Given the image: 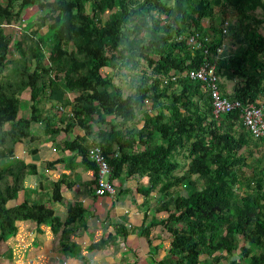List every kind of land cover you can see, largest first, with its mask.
Returning a JSON list of instances; mask_svg holds the SVG:
<instances>
[{
	"label": "trees",
	"instance_id": "16d2710c",
	"mask_svg": "<svg viewBox=\"0 0 264 264\" xmlns=\"http://www.w3.org/2000/svg\"><path fill=\"white\" fill-rule=\"evenodd\" d=\"M32 1L35 0H6L5 6L0 5V70L7 55L10 52L11 55L18 52L22 35L26 32L32 15L24 20L22 29L14 38L12 32H8L7 27L2 24L21 20L30 6L28 3ZM186 1L174 0L173 7H170L161 0H98L97 7L94 8L104 10L116 7L117 12L112 13L102 25L96 26L91 25L88 15L82 13L80 0H55L54 9L57 10V15L54 21L45 24L44 33L45 38L52 40L55 47L48 65H42L40 56L37 58L38 56L31 55L32 58H37V68L29 73L24 71L17 86L13 85L9 76L0 80V240L14 235L16 220L31 219L36 225L45 223L50 226L52 232H57L61 224L54 210L41 202L23 199L18 204L7 205L9 200H14L17 193L24 189L23 177L36 173L34 163L10 158L13 156L14 144L28 135L30 121L43 120L38 117L40 115L37 114L39 112L36 107L38 95L43 89L49 90L47 98L62 106L68 104L71 112L68 121L74 120L87 132L90 131L94 120L105 124L107 116H117L123 123L129 122L134 118V109L139 108L144 99L157 102L156 100L164 97L168 101H161L157 108L151 105L155 113L143 115L142 128L147 131L145 134L141 129L136 131L132 127L125 130L115 128V123L109 124L108 128H100L96 133L95 144H98L104 153L116 151V155L108 158L110 177L118 176L122 171L127 175H146L149 185L138 189L142 194L154 190L160 182L158 192L165 193L173 184L182 185L186 191L185 195L179 194L172 200L173 211H168L162 219L148 221L144 225L142 223L137 233L145 235L149 228L156 224L163 226L170 233L168 257L173 255L176 258L169 261L166 257L164 260L168 261L163 260L159 264H198L197 256L200 253L211 255L220 247L232 250L238 248V256L245 258V264H264V179L256 180L253 191L236 197L225 169L239 161L235 153L241 146V139L227 131L217 132L215 129H209V126L203 123L208 114L213 119L234 118L242 123L239 113L231 111L214 117L210 111L209 95L203 90V83L181 75L183 71L197 67L206 57L214 63L216 76L220 66L231 68V75L237 76L242 74L239 66L245 61V57L251 58L253 52L245 50L241 56H230L227 59L223 58L222 51L216 54V47L220 43L213 41L201 26V19L210 12L211 3L199 0L196 5L187 8ZM226 2L236 9H254L260 6L264 11V0ZM153 11H157L159 15L163 14L164 18L156 17L152 14ZM135 16H147L150 18L149 23L142 22L140 25L123 28V25L130 23ZM190 26L201 37L208 38L207 42H203L208 53L203 52L204 47H190L177 38L179 34L188 32ZM142 33H148L149 37H143ZM225 33H221L219 29L220 36ZM130 34L134 35L129 37ZM256 36L259 49H263L264 37ZM60 39H72L76 53L65 55L60 48ZM104 44L117 46L120 53H127V60L131 61L132 67H135L139 58H144L150 64V74L141 77L136 85L135 95L122 96L120 87L113 85L99 72L101 67L116 61V57H103ZM113 49L116 51V47ZM22 62L21 66L13 64L11 74L15 71L18 73L19 69L25 67L27 61L22 58ZM60 73L61 80L58 78ZM170 74H176V77L171 79ZM263 77L264 70L250 75L232 95L221 93L228 98L255 102ZM25 88L29 89V115L17 117V112L22 106L18 95ZM66 92H75L76 95L69 101L63 96ZM204 100L208 104L206 108L200 103ZM166 116L167 119H164ZM6 122L9 123L8 128H3ZM44 125L45 130H48L49 127ZM67 125L70 124L66 123V127ZM208 130L214 138V152L209 143L198 135L199 132L205 133ZM152 132H156L162 142L150 144L148 138ZM188 142V152L192 159L181 175H174L172 172L178 167V163L172 159V153ZM63 145L65 148L75 149L81 156L82 163L94 169L93 162L87 157L89 145L81 144L76 139L65 140ZM136 145H139V149L135 148ZM192 174L203 179L202 187H194ZM61 182L60 179L53 182L51 201H61ZM157 210L165 209L162 207L153 211ZM84 214L86 210L76 202L69 204L61 235L67 232L65 226L70 223L78 222L84 226L81 220ZM113 228L114 234L107 233L88 244L84 250L101 249L115 235L126 236L127 231L123 225L116 224ZM237 235L242 236L243 244L239 245ZM59 248L65 255L71 256L80 250L77 244L69 243L62 237L59 240ZM151 248L150 246L149 249Z\"/></svg>",
	"mask_w": 264,
	"mask_h": 264
},
{
	"label": "crops",
	"instance_id": "0c3cea01",
	"mask_svg": "<svg viewBox=\"0 0 264 264\" xmlns=\"http://www.w3.org/2000/svg\"><path fill=\"white\" fill-rule=\"evenodd\" d=\"M25 89L29 95V89ZM24 90L18 97L30 104L29 97L21 95ZM74 93L66 92L63 96L71 101L76 95ZM40 98L41 93L38 95L36 107L39 112L37 114L40 115L38 117L43 120L30 121L28 135L14 144L13 156L10 158L34 163L36 173L23 177L24 189L17 193L14 200H9L7 205L18 204L23 199L41 202L54 210L61 224L57 232H52L48 224L36 225L31 219L16 220L14 235L0 240V247L6 248L10 254L0 255V264H159L168 257L170 233L159 224L151 226L145 235L137 233L142 223L144 225L148 221L166 216L159 214L162 211L151 210L157 202L155 190L147 194H142L138 190L149 185L148 177L139 174L127 175L122 171L118 176L110 177L118 189L116 195H94L93 169L82 163L81 156L75 149H68L63 145L65 140L76 139L77 142L88 146L94 140L90 134L93 131L87 132L72 119L68 121L71 115L68 104L62 106L50 98L45 100ZM152 112L155 113L154 109L150 108L148 113ZM24 113V110L19 109L17 117L24 116ZM59 116H63V119H58ZM66 123L70 125L66 127ZM44 124L50 130H45ZM93 125L92 122L90 130L96 129ZM115 128H119V125ZM49 162L52 163L48 164ZM58 179L62 181L59 187L62 199L51 201V188L53 182ZM74 202L86 210L81 219L84 226L78 222L70 223L65 226L67 232L62 236L61 229L64 227L67 207ZM116 224L125 227L127 231L125 237L115 235L101 249L84 250L88 244L107 233L114 234L113 227ZM61 237L69 243L77 244L80 250L72 256L65 255L59 248ZM241 244L243 241L240 240L239 245ZM175 258L170 255L168 260L173 261ZM197 260L198 264H245L238 256V248L232 250L220 247L211 255L200 253Z\"/></svg>",
	"mask_w": 264,
	"mask_h": 264
},
{
	"label": "rangeland",
	"instance_id": "374dc122",
	"mask_svg": "<svg viewBox=\"0 0 264 264\" xmlns=\"http://www.w3.org/2000/svg\"><path fill=\"white\" fill-rule=\"evenodd\" d=\"M97 1L98 0H80L83 6L82 13L88 15L91 25L100 26L110 18L112 13L117 12V8H107L104 10L94 8L97 7ZM161 1L170 7H173L174 5V0ZM198 1L199 0H187L185 7L191 8L196 5ZM207 1L211 3V9L210 12L201 19V26L206 32H208L209 37L213 41L220 43L223 58L227 59L230 56L239 57L245 50L253 52V56L251 58L245 57V61L239 66V69L242 70V74L240 75L232 76L231 68H226V66L218 67L220 90L225 95H232L236 91L235 89L242 85L250 75L264 70V48L259 49V40L256 36L260 35L264 37V11L260 6H256L254 9H248L246 7L236 9L228 4L226 0H217V2L214 0ZM54 2L55 0H35L28 3L30 6L25 11V16L27 18L32 15L31 21L29 20L27 30L24 35H22L23 39L19 43L18 52L13 55H11L10 52L4 60V66H2L0 70V80L9 76L13 81V85L17 86L23 78L24 71L29 73V71L37 68L36 59L39 58V56L42 65H48L49 59L52 56V51L55 47H53L52 40L45 38L44 33L46 31L45 24L54 21L57 15V10L54 9ZM0 5L5 6L6 0H0ZM152 14L156 15V17L164 18V15H159L157 11H153ZM149 20L150 18L147 16H135L130 23L124 24L123 28H126L127 26L131 27L132 25H140L142 22L148 24ZM23 25L24 21L19 25L20 30ZM223 25H225L226 33L220 36L219 29H221ZM6 30L12 32L11 27H7ZM138 34L139 32L136 34L137 37ZM133 35L134 34H130L129 37H132ZM59 43L60 48L65 55H68L70 52L76 53L72 39H60ZM9 47L11 50V45ZM113 47H116V51ZM103 49L104 58L109 59L116 57V61L113 63L110 62L101 67L99 72L104 75L105 78H108L113 85L120 87L122 96L135 95L136 85L139 83L141 77L150 74V64L145 61L144 58H139L137 59L135 67H132L131 61L127 60V53H120L117 46L104 44ZM31 55H36V57H38L32 58ZM22 58L27 61L25 67L19 69L18 73L15 71L11 74L13 71V64L19 66L23 64ZM58 78L61 80L62 73H60ZM260 85L261 89L256 93L255 101H257L264 109V77L260 80ZM173 89H175V87ZM48 91L47 88L41 91V100L48 99ZM21 95L28 98L29 95L27 89H25ZM156 101L157 102H154L148 98L144 99L139 108L134 109V118L129 121L128 124L127 122L123 123L117 116H107L104 120L105 124L98 123L94 120L93 126H95L96 129L89 131H93V133H90L93 136L92 139H94L91 144L97 143L96 133L100 128H108V125L113 123L119 125L121 130L127 128L131 129L129 127H132L135 128L136 131L141 129V132L145 134L147 131L142 128L143 115L148 113L151 105L157 108L158 103L168 100L162 97ZM200 103L204 108L208 107L206 100L201 101ZM20 109L24 110V116L28 117L30 104H28L26 100L22 99V106ZM153 113L154 112H152V114ZM167 113H165V115H167ZM61 118L63 119V116H59L58 119ZM164 119H167V116L164 117ZM203 123H205L204 125L209 126V129H215L217 132L227 131L234 137H240L241 146L235 153V156L239 157V161L228 166L225 169V173L229 178V184L236 197H240L253 191L256 180L258 178H261L262 180L264 179V143L261 140L252 137L238 119L224 117L213 119L210 114H208L207 118L203 120ZM8 124V122L4 123L3 128H8ZM136 126L138 128H136ZM136 131L134 132L135 135ZM198 135H200L201 138H204V140L207 141V144L209 143L208 145L213 152L216 151V148L213 147L214 138L210 135L209 130L205 133L199 132ZM148 142L152 145H156L162 141L156 132H152L151 136L148 138ZM137 146L139 147V145H136L135 148L139 149ZM189 148L190 144L188 142L184 144V146L178 147L172 153V159L178 163V167L172 172L174 175H181V173L187 168L192 159V156H189ZM191 178L195 183L194 187L200 188L203 186V179L198 178L195 174H192ZM160 183L155 186L154 192H156L155 198L157 202L151 210L164 207L165 210L157 211H162L159 213L161 215H167L168 211H173L174 209V202L172 200L179 194L185 195L186 191L182 185L173 184L167 188L165 193L158 192ZM237 240L242 241V236L237 235ZM0 250L1 256L10 255L6 248L0 247ZM241 260L245 261V258ZM164 261L167 262L168 260Z\"/></svg>",
	"mask_w": 264,
	"mask_h": 264
},
{
	"label": "built area",
	"instance_id": "2783aa9c",
	"mask_svg": "<svg viewBox=\"0 0 264 264\" xmlns=\"http://www.w3.org/2000/svg\"><path fill=\"white\" fill-rule=\"evenodd\" d=\"M29 17V16H28ZM27 17V18H28ZM26 19L25 12L18 22L10 24H2L5 27H11L12 38L20 32V24ZM226 24V22H225ZM225 25L221 27V33H225ZM143 37L148 38V33H142ZM182 39L187 46L199 48L204 47L203 42H207L206 36L201 37L192 26L189 31L181 33L177 36ZM12 43V39L10 44ZM222 51L220 45L216 47V54ZM204 53H208V49L204 47ZM216 56V55H215ZM171 79L176 74H170ZM181 75L190 79H198L203 83V90L208 93L210 101V111L214 117L231 111H238L243 125L247 128L252 137L260 139L264 143V109L257 101L248 102L237 98H228L222 95L219 88L218 76L214 73V63L204 57L203 61L197 66L189 68L181 73ZM116 155V152L104 153L98 144H91L87 148V157L94 164V176L92 189L96 196H113L118 193L116 185L110 180L111 167L108 164V158ZM169 264H176L171 262Z\"/></svg>",
	"mask_w": 264,
	"mask_h": 264
}]
</instances>
